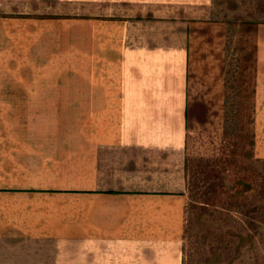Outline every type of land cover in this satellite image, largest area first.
<instances>
[{
	"label": "crops",
	"instance_id": "1",
	"mask_svg": "<svg viewBox=\"0 0 264 264\" xmlns=\"http://www.w3.org/2000/svg\"><path fill=\"white\" fill-rule=\"evenodd\" d=\"M255 2L250 16L126 12L123 89L74 80L73 63L28 70L26 97L47 100L27 136L0 134V264H189L193 156L227 141L243 152L247 129L251 159L264 162ZM3 35L0 14V97Z\"/></svg>",
	"mask_w": 264,
	"mask_h": 264
},
{
	"label": "rangeland",
	"instance_id": "2",
	"mask_svg": "<svg viewBox=\"0 0 264 264\" xmlns=\"http://www.w3.org/2000/svg\"><path fill=\"white\" fill-rule=\"evenodd\" d=\"M254 2L0 0L4 19L1 136H27V128L35 127L34 108L47 99L26 97L27 73L33 69L36 73L46 62L49 67L73 63L74 80L87 82L92 89H113L114 79V88L123 89L126 12L166 16L173 5L176 11L188 8L190 16L225 9L250 16ZM15 19L19 24H14ZM57 43L64 49L54 56ZM49 83L46 89H52ZM243 132V146L237 145L243 152L231 150L227 141L212 156L196 154L190 162L189 264H264V162L251 159L250 131ZM231 151L237 158L231 157Z\"/></svg>",
	"mask_w": 264,
	"mask_h": 264
}]
</instances>
